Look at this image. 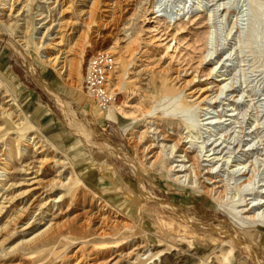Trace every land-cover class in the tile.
I'll return each mask as SVG.
<instances>
[{
	"label": "rangeland",
	"instance_id": "374dc122",
	"mask_svg": "<svg viewBox=\"0 0 264 264\" xmlns=\"http://www.w3.org/2000/svg\"><path fill=\"white\" fill-rule=\"evenodd\" d=\"M8 1L2 0L0 4V34L17 38L19 30L13 24L15 20L8 18ZM177 1L178 8L174 9L172 6ZM252 1L160 0L152 11L145 0V10L134 25L112 34L109 44L97 54L93 77L84 78L88 68L85 65L74 83L62 81L57 72L31 51L26 54L35 68L36 76H33L20 55L0 38V98L5 92L7 100L13 99L14 107L22 110L28 122L27 130L19 134L20 147L17 135L12 132L0 139V151L11 153L6 159L13 172L11 180L6 182H2L4 178L0 176V185H5L0 193V204L1 195L21 191L18 186L7 188L12 183H20L23 166L36 161L37 155L27 149V140L36 135L49 157L67 159L66 172L74 170L77 174L76 189L80 196L108 203L113 216L132 223L134 230H123L121 237L131 246L147 245V258L156 256L148 264H257L240 245L243 239L264 262V250L257 248V241L251 235L257 229L264 233L262 226L242 225L200 192L194 193L171 182L166 175L161 177L151 171L133 143L147 122L163 127L185 120L192 125L190 130L183 129L188 137L187 145L193 143L196 147L206 141L210 132L219 129L220 135L205 147L210 151L216 148L214 157H219L220 162L215 165L214 173L226 180L229 198L236 195L234 199L238 201L241 197L237 188L242 181L236 174L238 171L234 173L239 163L243 172L257 169L254 184L246 189H253L256 194L264 190V0H261L262 9H257ZM47 3L37 5L35 16L39 19L43 13L46 19L29 21L33 47L52 23L55 27L59 22L77 18L74 13L77 7L73 12L63 11L67 6L63 7L62 2L55 4V0H48ZM234 15H238L237 21ZM3 22L13 26L5 28ZM33 24L34 33L31 31ZM97 27L94 23L86 29L87 42ZM75 28L78 32L67 39L66 45L72 46L81 32L80 26L75 25ZM207 33L212 37L209 46L205 40ZM131 37L138 38L132 53L126 47ZM49 41L45 39L46 44ZM127 57L131 63H127ZM209 71L212 74L206 76ZM37 78L50 81L76 120L72 114L65 117ZM106 86L113 94L115 92L112 97L105 93ZM88 87L93 88L90 95L86 94ZM166 88L181 92V99L192 107L191 110L171 120L162 115L165 109L158 107L155 116L145 117L144 111L157 106ZM207 88L210 89L205 92ZM29 93L33 99L30 97L28 101ZM207 96L213 99L204 101ZM73 125L93 138L92 142L95 140L114 148L115 154L108 148L93 146ZM213 142L215 144L210 146ZM129 157L133 161L128 160ZM140 171L150 196L139 186L136 176ZM254 197L247 196L249 203ZM185 215L193 221L187 223ZM113 243L117 240H112ZM74 248L77 246L61 247L55 261L49 264L66 259L65 253ZM17 252L7 254L0 264L18 263L11 258ZM94 259L96 257L87 255V262Z\"/></svg>",
	"mask_w": 264,
	"mask_h": 264
},
{
	"label": "bare ground",
	"instance_id": "6f19581e",
	"mask_svg": "<svg viewBox=\"0 0 264 264\" xmlns=\"http://www.w3.org/2000/svg\"><path fill=\"white\" fill-rule=\"evenodd\" d=\"M47 1L9 0L8 18L15 20L13 24L18 28L19 36L13 38L7 33H2L0 38L11 45L20 55L26 68L33 76H36L35 68L28 61L26 54V52L31 51L36 53L43 64L57 72L65 83H74L77 77L82 75L85 65L88 68L84 78H92L95 70L94 65L97 63V54L109 44L110 39L108 38L114 33L118 34V32L125 31L133 26L141 11L145 10V0H55V4L62 2L63 7L67 6L63 11L73 12L74 8L77 7V11L74 12L77 18L76 20L72 19L73 21L59 22L55 27L52 23L49 27H46L43 36L33 47L30 45L29 21L30 19L34 21L46 19L43 13L39 19H36L35 16L37 5L48 4ZM146 1L150 5L149 10L153 11L160 0ZM252 2L257 9L263 8L261 0H253ZM1 3L2 0H0ZM178 3L179 1L172 7L174 9L178 8ZM49 10L51 11V9ZM237 16L234 15V21H237ZM21 22L22 24H20ZM6 23H4L5 28L13 26ZM94 23L98 24L97 30L90 35L87 42L86 29H90V26ZM75 25L81 27V32L72 46L66 45L67 39L78 32ZM33 27L31 31L34 33L36 28ZM106 32H109V34L106 35ZM53 33H56L55 36H53ZM45 39L50 41L46 44ZM70 40H73V38ZM129 40L130 42L126 47L128 52L132 53L135 50L138 38L131 37ZM205 40L206 45L209 46L208 44L212 40L209 33H207ZM89 44H92V48ZM44 48H46L45 51H39ZM126 61L131 63L128 57ZM211 74L212 71H209L206 76ZM37 79L40 85L53 96L63 110L65 117L72 114V117L76 120L65 101L54 91L49 83L50 81L48 79ZM223 87L221 90H223ZM174 89L166 88V93L158 99L157 106L144 111L143 115L145 117L155 116V110L158 107L165 109V111L162 110V115L171 120L176 118L177 114L181 116V114L188 113L192 107L186 104L184 99H181V92ZM209 89L207 88L205 92H208ZM87 90V95L93 92L91 87H88ZM218 91L219 89L215 92L214 99L217 98ZM105 93L109 97L115 94L107 86ZM7 98L5 92L3 97L0 98V139L12 132V134L17 135L16 142L17 146L20 147L19 134L27 130V118L22 110L14 107L13 99L7 100ZM210 98V96H207L204 101L213 99ZM117 111L122 114L121 109ZM179 119L182 120L183 118L179 117ZM182 121V123H180L181 121L175 122L176 125L172 123L170 126L163 127L158 124L150 125L147 122L145 129L137 135L135 134L134 147L140 152L145 166H148L151 171L156 172L161 177L166 175L171 182L186 187L194 193L200 192L203 196L212 200V203L218 204L227 211L233 219L239 221L242 225L264 227V190L258 191L256 194L253 189H246L249 185L254 184L256 179L254 171L256 172L257 169L253 168L250 175V172H243L242 169H239L241 163L235 165L236 170H234V173L238 171L236 174L239 175L240 181H242L237 188V193L241 197L238 201L234 199L237 197L236 195L229 198L226 180L214 173L215 165L220 162L219 157H214L216 148L211 151L206 149L209 143L220 135V130L216 129L215 131L214 129L210 132L206 141L199 143L198 147L194 146L193 143L188 146V137H185L183 129L190 130L192 125L186 123L185 120ZM73 126L76 132L84 135L88 141H91L93 146L108 148L95 140L92 142L93 138L91 139L85 131L75 125ZM170 130L172 131L170 132ZM224 137L227 138V135H224ZM214 142L216 141L214 140ZM214 142L210 146H213ZM27 143V149L32 150L37 155L36 161L23 166L21 169L22 181L18 184L14 183L15 185L12 183L7 188V190H10L12 187H21L19 193L1 195L0 263L1 259L8 257L9 253L19 251L11 255V258L13 257L18 261L16 264H49L55 261L57 251L64 246H77V248L72 249L70 253H65L66 259H62L56 264H148V261L156 258V256L147 258V245L137 244L131 246L123 242L124 240L121 237L124 234L123 230L131 232L134 230V226L132 223L127 224L113 216L108 203L97 202L95 199L90 200L77 193V174L74 170L66 172V166L69 164L66 158L60 157L56 160V156L49 157L44 145L36 135L28 139ZM108 149L112 154H115L114 148ZM10 154L6 150L0 151V176L4 178L1 180L2 182H6L8 179L11 180L9 177L13 175L11 164L6 159L11 157ZM128 160L132 159L129 157ZM52 174H55L54 177L49 178ZM136 177L139 186L142 187L146 195L150 196L145 186L142 171ZM229 185H231L230 182ZM79 187L81 188V186ZM3 190H5V185L1 184L0 193ZM250 195L255 196L251 203L247 199V196ZM65 204L66 209H63ZM163 205L175 210L174 207L165 203ZM183 218L187 223L193 221L186 215ZM112 240H117V243L112 244ZM240 245L245 247L243 248L250 253L251 258L255 259L257 264H264L255 249L248 245L246 239H243ZM87 255L94 256L96 259L87 262ZM97 256L102 257L97 259Z\"/></svg>",
	"mask_w": 264,
	"mask_h": 264
},
{
	"label": "crops",
	"instance_id": "0c3cea01",
	"mask_svg": "<svg viewBox=\"0 0 264 264\" xmlns=\"http://www.w3.org/2000/svg\"><path fill=\"white\" fill-rule=\"evenodd\" d=\"M30 97L32 98V95L29 93L28 98H27L28 101H29ZM36 103H37V101H36ZM262 228H264V227H262ZM251 235H252V237L255 238V240L257 239L256 240L257 241V248L264 250V233H262L260 229H257L255 231H252Z\"/></svg>",
	"mask_w": 264,
	"mask_h": 264
},
{
	"label": "built area",
	"instance_id": "2783aa9c",
	"mask_svg": "<svg viewBox=\"0 0 264 264\" xmlns=\"http://www.w3.org/2000/svg\"><path fill=\"white\" fill-rule=\"evenodd\" d=\"M94 75V74H93ZM102 93L104 94L103 90H102ZM105 95V94H104Z\"/></svg>",
	"mask_w": 264,
	"mask_h": 264
}]
</instances>
